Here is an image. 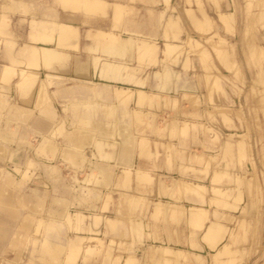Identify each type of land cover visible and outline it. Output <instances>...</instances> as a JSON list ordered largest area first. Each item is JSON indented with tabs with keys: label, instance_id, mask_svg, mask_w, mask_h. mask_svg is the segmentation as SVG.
I'll return each mask as SVG.
<instances>
[{
	"label": "rangeland",
	"instance_id": "1",
	"mask_svg": "<svg viewBox=\"0 0 264 264\" xmlns=\"http://www.w3.org/2000/svg\"><path fill=\"white\" fill-rule=\"evenodd\" d=\"M23 1L0 0V14L5 12L7 16L6 25L0 26V64L9 61L3 53L11 49L13 51L18 44L24 41V32L29 26L26 15L29 14V18L41 16L35 11L31 13L30 8L36 9L38 6L39 9H53V7H61L63 9L58 0ZM157 8L162 11V14H159V22L157 24L160 30H162L161 38L163 41L172 38L174 33H194L202 41L206 39V42L200 45L197 44V41L195 42V39L193 42L192 38L186 40V46L184 47V49L186 48V53L183 49L182 53L178 55L179 63L183 56L184 58L187 57V67L183 68L181 66L182 70L185 69L187 72L200 73L201 76L195 75V77L200 84L203 83L202 80L204 81L203 84H205L206 89L210 80L207 79V76H203L204 66L212 68L214 64H217L222 68L224 67L228 74L231 75L233 72L235 78L233 75L231 76L236 81L237 89L233 85L235 84L234 82L231 84L228 79L221 78L219 84L222 88L224 87L223 90L206 89L204 94H200V99L196 98V100L190 101L181 98L174 103L170 97L171 99H154L151 102L148 101L142 104V110L157 112V119H159V114H162V117L166 121L172 116H178L179 110L183 107L185 108L184 111H194L200 106H204L205 103L211 107L214 104H222V108L225 107V109L231 110L225 111L224 116L214 108L207 114H201L198 117L199 121L203 120L206 122L207 128L198 126L197 122H195L196 125L194 127L190 126L181 130L174 129L173 131L164 130L161 133H152L151 130L146 128L144 135L149 138L148 147H143L139 144L134 145L133 159L137 165L148 171L150 177L148 179H139L133 174L124 186V189H136L149 198L156 195L159 198H171L183 204L199 201L205 207L211 198L214 203L209 205L201 214H196L192 210L188 212L185 209H179L174 215L170 214L166 206L155 211L157 206H152L150 200L149 202L148 200L146 202H137L134 205V209L131 206H127L129 209L127 210L128 215L140 214L142 220H144L143 225H141L142 236L140 240H137L139 237H136V234L132 232L130 224L125 220L127 219L126 216L116 212V202L119 191H121L120 187L113 191L111 198L108 200L104 197L103 192L99 193L96 199L94 196L91 199L88 196L89 194L80 193L79 195L83 199H78V201L71 199L73 202L71 203V209L68 211L70 218L63 221L66 230L62 229L61 236L66 237L70 242L71 240L75 241L78 239V236H83L84 233L80 234L73 231L70 224L77 220L78 216L75 217L74 215L78 213V210L86 211L88 207L84 205L93 200L96 205L99 206L102 203V206L105 207L97 217L102 218V216L105 217L107 213H110L113 218L118 217L124 219V223L116 226L118 231L111 229L108 226L109 224L107 226L101 225V223L92 225L94 228H99L98 235L102 237L103 244H105L107 239H112L113 242L108 241V245L110 246L103 245L102 247V249H111L108 252L104 250L105 254L110 255V258H106L100 251L98 254L86 256L87 264H121L125 259L130 257H138V261L135 264H166V255L170 256L167 257L171 264L174 262L176 264H182L183 262L189 264H264V0H168L167 2L166 0H162V4L158 5ZM127 9L129 10H126L124 13L131 15L132 19L138 16L139 13L135 11V7ZM64 10L71 12V14L75 13L70 9ZM16 12L24 16L22 17L24 19L19 16H14L13 14ZM221 14H225V17H222ZM47 18L50 17L48 16ZM120 20L116 21V23L120 22ZM28 29L30 30V27ZM217 33H224L228 39L235 38L237 41L236 44L234 45L229 39V42L225 41L227 44L220 42V46L215 42L219 41ZM209 35H212L211 41H209ZM5 39L14 41V44L3 43ZM72 42H76L77 47L66 46L68 51L73 52V54L79 52L78 38L71 39L69 43ZM87 42L97 44L94 40ZM161 43V39L158 40L159 47ZM248 43L251 44L249 45ZM216 44L218 45L216 46ZM217 47L219 48L217 49ZM208 51L212 55L205 53ZM220 55L227 56L226 59L224 58L226 61L223 60L227 62L228 59L227 65H230L231 72L226 63H222L221 65L220 62L223 57L221 56L222 58H220ZM158 56L160 57L159 53ZM15 57H20L17 52L15 53ZM236 59H238L243 73L239 71L240 68H236L235 63V66L231 65L233 64L231 61H235ZM145 60V58L142 61L140 60L141 63H144L143 65H138V59L136 58V63L134 62L135 59H133L131 64H135L136 67L140 66L141 71L139 75H144L145 80L148 81L147 78L152 70L160 66H158V62L152 65L148 60ZM179 63L174 65V67L179 69ZM236 76L239 77L237 78ZM254 83L255 88L253 89ZM51 99H54L53 104L58 111V117L66 118L72 116L71 111L67 112L63 110L61 106L64 102L63 98H58L52 94ZM234 101L237 106H235ZM237 101H239L238 104ZM128 104H133L132 99ZM237 107L239 109H236ZM32 108L33 111H38L39 109L35 104ZM8 110L9 108L7 107L0 109V164L7 163L2 168L3 173L10 174L14 180L19 178V174L23 168L27 174L23 181L24 183L20 186L12 188V185L2 188L4 189V194L11 196L12 202L10 203L18 208L16 211L17 215H9L11 218H8L9 221L7 220L8 222L5 225L4 238L6 239L11 235V240L6 243V251L3 253V256L5 259L12 261L10 264H25L28 257V259H32L37 263H43L42 254L37 251L32 252L31 249L34 245V240L37 238L40 241L45 235L44 227L47 225V221L37 226V219L45 211V205L49 204V202L51 204L53 203L51 197L57 194L54 191L57 188L54 186L55 181H52L44 173L41 161L42 159H47V161L49 159L50 162L55 163L56 167L60 168L62 185H59L58 189H65L63 186L67 184L70 186L72 176L82 178L85 174V169L84 167H78V164H80L78 155H76L78 147L76 148L74 145H71L68 140L66 141V137H64L68 130H75L73 127L78 126V124L75 122L72 123L70 120H65V122L56 125L53 131L55 134L52 137L50 136L47 141L51 143L55 141L57 148L50 149V145L45 144L43 145L44 149H34L30 153V158L32 159L31 164H26L19 151H14L15 153L10 151L18 147L20 131L22 129L21 133L26 132L23 126H29V124L26 125L28 120L22 114L13 116L12 120L7 119L12 116L10 110L6 118L8 123H5L4 118ZM189 115L192 116V113H189ZM135 118L137 117L134 116L132 119L136 120ZM11 123H14L13 125L16 127V130L13 132L9 131L7 126ZM138 125L136 124L137 127ZM132 131L136 132L135 129H132ZM229 133L237 134L230 137L228 136ZM236 139L240 141L238 145L235 143ZM154 140L157 141L156 144ZM227 141L228 143H226ZM31 142L32 147L37 146L38 138L33 137ZM83 143L86 151L93 149L87 140H84ZM64 150H70L75 153V157L77 158L74 159L78 163L73 164L71 162V165L75 169L80 168L83 170L82 172H73L67 163L61 161L66 156ZM86 151L84 152L85 154ZM194 152L201 153L202 157L197 158L196 156H192L191 153L193 154ZM209 154L213 156L210 157ZM16 160L22 161L23 168L16 169L9 167ZM215 171H217V174H220L213 180L212 176ZM225 172L232 176L234 174H238L239 176L233 180ZM3 173L0 175V184H3L6 180ZM161 175L168 178L172 176L174 180L181 178L200 182L205 184L207 189L192 193L189 189H185V187H176V183L174 184L173 181L169 180V188L172 189L161 188L159 191L158 183ZM88 185V187L93 186L91 183ZM212 186L221 189L213 191L211 189ZM47 191L48 194L45 193ZM34 193L39 194L41 197L44 196V199L42 204L32 211L21 203L23 195L32 197ZM120 209L124 211L122 207ZM212 209H216V211ZM185 212H188L186 215L192 213L194 216L192 220L194 221L196 218L198 221L203 222V225L194 227L189 224L184 215H182ZM215 212L218 214L220 212V214L218 215ZM8 227L10 228L8 229ZM56 229L57 227H54L48 233V236L52 240H56L60 234H55ZM99 237L90 239L89 244L98 243ZM123 237L127 239L137 238L136 241L133 240L131 243L133 250L137 247L139 248V246L143 247L142 245L145 243V246L149 244H168L170 247L163 254L161 251H154L153 249L141 252L138 249V251L129 254L126 252L128 250V244H125V242L120 243ZM22 238L24 239L22 240ZM81 244L83 246L85 244V247ZM16 245L20 246L18 247ZM78 246L80 249H72V254H79L87 245L86 243H80ZM81 247H83L82 250ZM178 248H190L191 252L199 253L201 258L196 259L191 254L186 258L171 255ZM63 255L64 253L61 254L60 259ZM79 256L76 257L75 264L78 262Z\"/></svg>",
	"mask_w": 264,
	"mask_h": 264
},
{
	"label": "bare ground",
	"instance_id": "2",
	"mask_svg": "<svg viewBox=\"0 0 264 264\" xmlns=\"http://www.w3.org/2000/svg\"><path fill=\"white\" fill-rule=\"evenodd\" d=\"M58 1L61 3V6L64 9H71L77 12L81 11L87 15H90V14L105 15L106 9L109 8V4L105 0H58ZM167 1L168 0H166V2ZM110 7L112 8V11L114 12L113 14H114L115 21L122 19L121 15L122 13L126 12V7L117 2L112 3ZM49 14L55 15L56 18L50 21V19L47 18ZM44 16H47V17H44ZM221 16L225 17V14H221ZM6 19H7L6 13L5 12L1 13L0 14V26L6 25ZM38 19H32L30 21L31 26H37L40 24V25H47L51 29H54L55 30L54 42L53 43L25 42L21 44L18 49H14L13 51L12 49L10 51L7 50V52L3 54L6 55L9 61L7 63H4L0 68V109H4L5 107L9 108L4 118L5 123H8L6 118L10 110H11L10 114L12 116L8 117L7 119L12 120L13 116H19L21 114L23 117H26L27 120L31 119L30 124H29L30 127L25 126L26 128H24L26 132L21 133L22 129L20 131L18 147L10 151V152L19 151L22 154L24 158V162L26 164H31L32 159L30 158V153L31 151H34V149L36 148L37 149L40 148V150L44 149L43 145L45 144H49L50 149L51 148L53 149L54 147L57 146L55 141H52L51 143L47 140H49L50 136L52 137V135L55 134L53 133V131L56 125H58L61 122H65V120H60V118L57 116L58 111L55 109V106L53 104L54 99L53 100L51 99L52 94L54 95L57 94L60 98H63L64 101H66L67 99L76 100L78 99V86L80 85L81 87L80 83H82L83 81L89 82V81H92V79H96V78H118V73L125 66V64H120L110 59L112 56H119V55L121 56L122 54L124 56V41L113 38L117 40L120 45L115 41H112L110 44L105 45L102 42H100L98 38V36L101 33L105 34V33H114V32L103 31L98 28H90L88 30V33H86V36L90 40H94L95 43L97 42V44H88L84 48L85 52L87 53L88 58L86 61H81L79 57L76 58L66 48V46H71L75 48L77 47L76 42L69 43L71 39L78 38V31L74 25L67 23V22H63L64 20L63 21L58 20L56 13L52 9L49 12H47L46 10V13H43ZM41 22H44V24ZM217 34H218L219 41H215V42H217L220 46H221V43L227 44V42L225 41L229 42V39L227 37H225L221 33H217ZM211 37L212 35H209L208 37L210 39L209 41H211ZM172 38L173 39L171 40H177L179 37L178 35L177 36L173 35ZM188 38H192L193 39V40L191 39L192 42L195 39V42L197 41L198 45L206 42L205 41L206 39L202 41L200 37H197L194 34L184 33L183 43L185 46H186L185 42ZM3 43L13 45L14 41H11L10 39H7V40L5 39ZM218 44H216V46ZM219 47H217V49ZM165 48L167 51L171 52L172 56L173 54L175 55V52H174L175 46H172L170 43H166ZM16 52L20 56L19 57L20 59L15 57ZM205 53L212 55L210 51L205 52ZM222 55H220V58L222 57L223 58L221 59V62L220 61L219 62L221 63V65L222 63L223 64L226 63L227 65L228 59H227V62H225L226 61L225 59L227 58V56L225 55L222 56ZM185 59H186L185 60L186 62L187 57H185ZM232 61L231 63L233 64L231 63L229 64L234 65L235 63L236 68L237 67L240 68L239 71L243 73V70L241 68V65L238 59H236L235 61L234 60ZM177 63H179L177 60L170 62L168 64L163 63L164 64L163 67L165 68V73L163 76L165 80L163 84L164 93H173V91L169 88L168 84H172L173 90L176 89L177 87H179L180 89H183L182 83L186 79V77H189L188 75L189 73L187 71L185 72V74L184 73L182 74L181 72H179V69L174 67V65H176ZM179 65L181 64L179 63ZM203 66H204V63H203ZM179 68L181 67L179 66ZM210 68L208 66L207 67L204 66L203 76H207V79H209L210 80L209 82L211 83V84L209 83L206 89L211 88L214 90H219V89L223 90L224 87L222 88L221 85L219 84V81H221V78L228 79L231 84H233L232 82H234L235 84L233 85H235V88H236V81H234V79H232V76H231L233 75V72L230 75L228 74L227 71H225L224 67L222 68L218 66L217 64H214V67H212L211 69ZM230 69L231 68H229V71L231 72ZM238 72L237 74H239ZM234 73H235V70H234ZM193 74L194 76L195 75L201 76L200 73L198 74L193 73ZM236 77L238 78L239 76H236ZM65 82H68V84L64 85ZM197 84H199L198 81H197ZM254 85L255 83L253 84V86ZM50 86L54 87V89L56 90L55 91L56 94L51 93L50 90H48ZM254 88L255 86L253 87V89ZM86 92L88 95L94 94V91L92 88L86 90ZM16 95L21 98H25V99L18 101V99L15 98ZM98 96L101 102H92L89 105L81 107V109H78V103L76 104L62 103V104H66V105H62L63 109L69 108V111H71L72 116L70 117L71 119H68V120H70L72 123L73 122L77 124L79 123V125H82V123H85V125L88 128L86 131L83 130L82 127L80 128V130H78V126H75L73 127V129L75 130H71V131L68 130L64 136L66 137V141L68 140V142H70L71 145H74L76 148L78 147V152L76 153V155H78V158L80 160V164H78L79 165L78 167H84L85 174L82 178L81 177L76 178L74 176L71 178L72 182L76 183V185H74L75 189L74 188L71 189L73 185L69 186L68 184L63 186L65 187V189H58V186L62 185L61 184L62 175H60V170H59L60 168L56 167L55 163L50 162L49 159L48 161L47 159H42L41 161L42 164L41 163L40 164L43 167L44 173L52 181H55L54 186H56L57 189H54V191L57 194L54 193L55 195L51 197V201L53 203L51 204L48 201L49 204L45 205V208H46L45 211H43L41 216L37 219V226L43 224V222H46V221L47 222L49 221L50 223L49 224L46 222L47 225L44 227L45 235L43 239L42 240L40 239V241H38L39 239L36 238L34 240V245L31 249L32 252L37 251V252H40V254H42L43 263H37L36 261H33L32 259L30 260L28 259V262H25L26 264H58V263L59 264H75V259L79 255H80L78 257L79 260L76 264H87L86 256L98 254L100 253V251L102 255L104 254L106 256V258H110V255L105 254V252L106 251L108 252L111 249L110 248L102 249V247L103 245L107 246L108 241L113 242V240L107 239L105 244H103L104 242L102 240V237H99L98 235V232L100 231L99 228H94L92 227V225H97L101 223V225L107 226L109 224L108 226H110L111 229L117 230L116 226L123 224L124 219L122 218L120 219L118 217L113 218V216H111L110 213H107L105 217L102 216V218L97 217V215H99V213L102 212V209L105 208L104 206H102V203L101 205L98 206L95 204L93 200L89 201L88 204L84 205L88 207L86 211L78 210V213L74 215L75 217L78 216V218L76 221L71 222L70 224L71 229L80 234L84 233L85 235L83 234V236H78L77 237L78 239H76L75 241L71 240V242L66 237L61 236L62 229L63 230L65 229L63 225L64 224L63 221L68 220L70 218L68 211L69 209H71V205H72L71 203L73 202L71 199L73 200L76 199L77 201L78 199L79 200L83 199L79 195L80 193H83L86 195L89 194L88 196L90 198L94 196V198L96 199L99 196V193L103 192L104 197L106 198V200H108L111 198V194L113 193V191H115L116 188L120 187L121 191H119L118 199L116 202V208H117L116 212L117 213L119 212L122 215L126 216L127 219L125 220L128 221V223L130 224L131 226L130 228L132 229V232L136 234V237H139V239L135 237L133 239H130V238L127 239L124 237L123 239H121L122 237L120 238L121 239L120 243L125 242V244H128V248H127L128 250L126 252L129 254H132L138 251V249L140 250L139 252L148 251V249H153L154 251H159V252L161 251V253L163 254V252L167 251V249L170 246L168 244H163V245L149 244L148 246H145L146 245L145 243L144 245H142L143 247L139 246V248L137 247L133 250V247H131V243L133 240L134 241H136V239L140 240L142 236V229H141L142 226L141 225H143L144 220H142V217L140 216V214L133 215L129 213L130 215H128L127 210L129 209L127 206H131L134 209L135 208L134 205H136L137 202L139 201L146 202V200H148L149 202L150 200L152 203V206H157L155 211H158L166 206L170 214L174 215L175 212L179 209H185V211H188V212L192 210V211H195L196 214H201L208 208L209 205H212L214 203L213 200H211L212 199L211 198L210 202L207 203L205 207L199 201L198 202L195 201L196 203L183 204V203H178L172 200L171 198L162 199V198L157 197L156 195H153L151 196V198H149L144 193H142L141 191L139 192L136 189L131 188L130 190H128L127 187H126L127 189H124V186L129 181L130 176L133 174H135L136 177L139 179H148V177H150L148 174V171H146L145 169H142L143 167L141 168L139 165H137L135 163V160L133 159L134 145L139 144L140 146L148 147L149 138L146 135H144V131L147 128V122L145 121L144 118L140 119L137 117L135 118L136 120L132 119L134 115H133L132 110L130 109V106L129 107L127 106L126 101L129 102L128 99H124V98L117 99L116 98L114 103L113 102L109 103L106 97V93L104 92V89L99 91ZM9 98L11 99V101L9 100ZM238 103L239 101H237V104ZM34 104L39 107L36 114L32 108ZM221 105L214 104L212 107L207 105L204 111L209 113L211 109L214 108L215 110L221 112V114L224 116L225 115L224 112L231 110V109H225V107L222 108ZM28 106H31V107H29V109L24 108ZM235 106H237L236 102H235ZM236 109H239V107H237ZM189 113H192V112L190 111L185 112V116L180 114L176 118L175 116L170 117V120L172 121V123L168 125L167 127L160 128L159 133L163 132L164 130L173 131L174 129L181 130L186 127L188 128L190 126L194 127L196 125L195 122H197L198 126H201L204 128L208 127L205 124L206 122H204L203 120L199 121V118L193 119V115L190 116ZM198 115L201 116V114H198ZM196 116H194V118H197ZM48 123H50L51 126H49ZM136 124H139L138 127L136 126ZM7 126H8L9 131L13 132L16 130V127H12L10 126V124H8ZM132 129H135L136 132L132 131ZM151 131L152 133H158L157 129L155 128H152ZM57 132H59V130H57ZM235 134L237 133H234V134L229 133L228 136L232 137ZM31 137L38 138L37 146L32 147V142L30 141ZM84 140H87L88 143L92 145L93 149L86 151L85 148L83 147ZM238 140L239 139L235 140V143L237 145L240 143V141ZM154 143L156 144L157 141L154 140ZM226 143H228V141ZM64 151H65L64 154L66 156L63 155L64 158H62L61 161L67 163L68 166L73 170V172H76L75 170H77V172L78 170L82 172L83 170H81L80 168L75 169L71 165V162L73 164L78 163V161L74 159V158H77L75 157L76 156L75 153H73L70 150H64ZM85 151H86V154L84 153ZM191 155L196 156L197 158L202 157V154L197 153V152H194L193 154L191 153ZM209 156L211 157L213 155L209 154ZM6 164L3 163L2 165H0V175L1 173H3L2 168ZM9 167H12V168L14 167L16 169H19L20 167L23 168L22 161L16 160V162L11 164ZM26 174L27 173L26 171H24V168H23L22 172L19 174V178L14 180L10 174L3 173L4 178L6 180L3 182V184H0V187H1L0 188V256H1L0 264L12 263V261L5 259L1 254L6 251V243L8 241L10 242L11 240L10 239L11 235L6 239L4 238L5 237L4 233H5V228H6L5 225L9 221L8 218H11L9 217V215L16 216L17 215L16 211L18 209L16 206H13L10 203L12 202L11 196L4 194L3 192L4 189L2 188L12 186V185H13L12 188L20 186L21 184L24 183L23 181L26 178ZM219 174H217V171H215L214 175L212 176L213 180L217 178ZM225 174L228 175V177L232 178L233 180L239 176L238 174H234V176H232L226 172ZM159 178H160L159 183H158L159 191L161 188L172 189V188H169L170 186L169 180L173 181L174 184L176 183V187L177 186L185 187V189H189L190 192L192 193L198 192L202 189H207L206 185L200 182L185 180L181 178H177L176 180H174L172 176L168 178L162 175ZM237 180H240V179H237ZM90 183L93 185L92 187H88L89 186L88 184ZM112 185H115L113 186L114 188L111 187ZM211 189L213 191H217V189H221V188L212 186ZM220 191L224 192L223 190H220ZM45 193L48 194V191ZM22 197L23 198H22L21 204L28 207L32 211H34V208H37V206L42 204V201L44 199V196L41 197L39 194H36V193H34L32 197H27L26 195H23ZM239 198L241 197L239 196ZM192 201L194 202V200ZM120 207H122L124 211H121ZM212 210L216 211V209H212ZM188 212H185L182 215H184V217L186 218V221L189 222V224L193 225L194 227L203 225V222L198 221L196 218L194 221L192 220V217H194L192 213L189 215H186ZM197 217H200V216H197ZM54 227H57V229L55 230L56 232L55 234L58 235L60 233L57 236L56 240H52L48 236V233ZM9 228L10 227H8V229ZM97 236L99 237L98 243L89 244V240L92 238H96ZM23 239L24 238H22V240ZM142 241L144 242V240ZM80 243H86L87 245L86 248L83 249V247H85V244L84 246L81 244L83 246L81 247V250L82 249L83 250L80 251V253L78 252L79 254H76V255L72 254L71 250L79 248L78 245H80ZM62 253H64V255L60 259V256ZM189 254L193 255V257L196 259L201 258L199 253L191 252L190 248L175 249L173 251V254L171 255L186 258ZM44 256H47V258L44 259ZM167 256L169 255L165 256L166 257L165 263L169 264L170 261H168L169 258ZM136 261H138L137 257H130V258L125 259L121 264H135ZM173 264H176V262H174ZM182 264H189V263L183 262Z\"/></svg>",
	"mask_w": 264,
	"mask_h": 264
},
{
	"label": "crops",
	"instance_id": "3",
	"mask_svg": "<svg viewBox=\"0 0 264 264\" xmlns=\"http://www.w3.org/2000/svg\"><path fill=\"white\" fill-rule=\"evenodd\" d=\"M23 1V0H22ZM109 4V8L106 9L105 15L100 14H90L87 15L81 11H74V14H71V12L62 9L61 7H53V11L57 15V19L63 22L70 23L74 25L77 28L78 31V51L73 54L76 58L79 57L81 61H86L88 56L86 52H83L85 50L84 48L90 44V39L86 36V33H88V30L90 28H98L103 31H111L114 33H105L100 34L98 36L100 42L107 45L110 44L112 41H115L119 44L117 40L124 41V56L123 54L120 56H109L110 59L120 63L125 64L124 68L118 73V78H96L92 79V81H83L78 86V99H67L63 103L68 104H76L78 103V109H81V107L91 104L92 102H101V100L98 98V93L100 90L104 89V92L106 93V97L109 101V103H114L115 99H128V101L131 102V99L133 101V104L129 105L127 103V106H130V109L133 112V115L135 117H138L140 119L144 118L147 122V128L151 130L152 128L157 129L159 133V129L163 127H167L172 123V121L169 120L166 121L162 117V114H159L157 112H152L148 110H142L141 105L146 102H151L154 99H162L167 100L168 98L171 99L174 103L177 102V100H180L181 98L184 100H196V98L200 99V94H204L206 92L204 81L203 83L197 84V79L194 76L192 71H189L188 75L189 77H186V79L183 81L182 86L183 89H180L177 87L176 89H172V84H168L169 88L173 91V93H164L163 84L165 82L163 76L165 73V68L163 67V63H170L175 60L179 62V56L185 45L182 42L184 33H174L173 35L177 36V40H171L172 38H169L167 40H162V30H160L159 25L157 22H159V14H162V11H160L157 7L158 5L162 4V0H105ZM25 3V1H23ZM120 3L126 7V10H129L127 8L135 7V11H137L139 14L138 16H135L134 19H132L131 15H126L125 13L122 15V19L120 22L116 23L114 19V12L112 11V8L110 7L112 3ZM22 3V2H21ZM31 13L34 11L38 14L42 15L43 13L49 12L51 9H44L37 6L36 9H31ZM69 10V9H68ZM71 10V9H70ZM73 11V10H72ZM17 13V14H16ZM14 13V16H19L20 18L24 17L21 14H18V12ZM149 13V14H148ZM95 15V16H94ZM51 20H54L56 18L55 15H48ZM27 23L29 24L28 27H30V30L28 27L25 30V35L23 37L24 41L18 44V46L15 49H18L21 44L25 42H35V43H53L55 39V30L51 29L47 25H37V26H31L30 21L32 19H38L39 17H31L29 18V14L26 15ZM24 19V18H22ZM40 20V19H38ZM43 21V20H42ZM44 24V22H41ZM86 26V27H85ZM194 34V33H191ZM197 34V33H195ZM224 35V33H221ZM227 37L226 35H224ZM85 37V38H84ZM173 37V36H172ZM116 38L117 40L113 39ZM161 39V46H158V40ZM230 41L235 45L236 39L235 38H229ZM181 41V43H180ZM170 43L172 46H175V55L173 54V57L171 52L167 51L165 48V44ZM120 45V44H119ZM77 46V43H76ZM184 52L186 53V49H184ZM137 53V55H136ZM158 53L160 57L158 56ZM138 59V65H143L144 62H140V60H148V62L152 63L154 65L158 62L159 68H154L150 75L148 76V81L145 80L144 75L140 76L141 69L140 66H135V64H131L133 59ZM145 60V61H146ZM175 63V62H174ZM180 67L183 68L187 67V63L185 62L184 56L182 57V60L180 61ZM3 64H0V68ZM182 67L179 68V72L182 74L186 72L185 69L182 70ZM69 82V81H68ZM68 82H65L64 85L68 84ZM93 89L94 94L88 95L86 90ZM148 88V89H147ZM50 92L54 93V87H50ZM83 91H82V90ZM56 94V93H55ZM56 97L60 98L57 94ZM171 97V98H170ZM15 98L18 99V101L24 100L25 98H21L19 96H15ZM11 101V99L9 98ZM171 101V102H172ZM66 105V104H62ZM61 105V106H62ZM29 107H24L25 109H29ZM207 107L206 103L204 106H200L197 110L195 109L192 112V115H197L198 119L200 117L198 114H207L205 112V108ZM56 109V108H55ZM179 109V108H178ZM64 111H69V108L63 109ZM185 108L179 110L178 116L182 114L185 116L184 111ZM197 112V113H195ZM205 112V113H204ZM37 111H35V114ZM34 114V113H32ZM174 117V116H173ZM177 116H175L176 118ZM60 118V117H59ZM71 119L70 116L66 118H60V120H68ZM161 119V120H160ZM31 119H28L26 125L30 124ZM14 123H11L10 126L14 127ZM49 126L50 123H48ZM3 127V125H2ZM11 127V128H12ZM27 127V126H26ZM23 126V128H26ZM83 128V130H87V126L85 123H82V125H79L78 123V130L80 128ZM33 137L30 138V141ZM2 165V163L0 164ZM60 170V169H59ZM77 172V170H75ZM80 171L78 170V173ZM73 177V176H72ZM71 177V178H72ZM74 187L76 183L70 184V186ZM115 185H112L113 187ZM85 187V186H84ZM114 188V187H113ZM75 189V187H74ZM4 253V252H3ZM3 253L1 254L3 256ZM4 257V256H3ZM5 258V257H4ZM29 258V257H28ZM28 258L26 259V262H28ZM47 256H44V259H46ZM138 258V257H137ZM30 260V259H29ZM26 264V263H25Z\"/></svg>",
	"mask_w": 264,
	"mask_h": 264
}]
</instances>
